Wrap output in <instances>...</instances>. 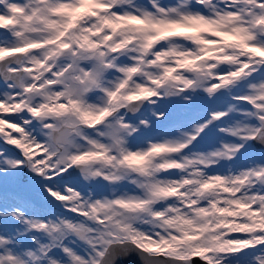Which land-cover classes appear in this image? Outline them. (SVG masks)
I'll return each instance as SVG.
<instances>
[{
  "label": "snow or ice",
  "instance_id": "1",
  "mask_svg": "<svg viewBox=\"0 0 264 264\" xmlns=\"http://www.w3.org/2000/svg\"><path fill=\"white\" fill-rule=\"evenodd\" d=\"M264 264V0H0V264Z\"/></svg>",
  "mask_w": 264,
  "mask_h": 264
},
{
  "label": "water",
  "instance_id": "2",
  "mask_svg": "<svg viewBox=\"0 0 264 264\" xmlns=\"http://www.w3.org/2000/svg\"><path fill=\"white\" fill-rule=\"evenodd\" d=\"M134 262H135V257L130 259V264H134Z\"/></svg>",
  "mask_w": 264,
  "mask_h": 264
}]
</instances>
